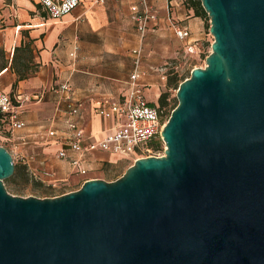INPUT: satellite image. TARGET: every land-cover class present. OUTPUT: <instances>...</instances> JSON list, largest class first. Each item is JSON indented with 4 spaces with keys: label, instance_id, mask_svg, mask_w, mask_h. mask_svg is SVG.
I'll list each match as a JSON object with an SVG mask.
<instances>
[{
    "label": "water",
    "instance_id": "1",
    "mask_svg": "<svg viewBox=\"0 0 264 264\" xmlns=\"http://www.w3.org/2000/svg\"><path fill=\"white\" fill-rule=\"evenodd\" d=\"M212 50L176 92L165 155L16 196L0 145V264H264V0H201Z\"/></svg>",
    "mask_w": 264,
    "mask_h": 264
},
{
    "label": "crops",
    "instance_id": "2",
    "mask_svg": "<svg viewBox=\"0 0 264 264\" xmlns=\"http://www.w3.org/2000/svg\"><path fill=\"white\" fill-rule=\"evenodd\" d=\"M147 1L158 13V19L150 21V29L161 30L168 25L175 34L172 26L174 20L190 31L186 43L192 42L202 47L206 20L203 14H196L193 8L180 5L177 0ZM140 2L141 0H105L104 3H95L94 0H80V4L72 12L58 19L49 17L38 0H10L5 4L7 25L0 29V35L8 64L0 71V83L1 78L10 72L14 78L4 87L1 85L5 92L11 94L9 89L16 88L18 92L25 91L27 94L42 96L31 104L24 105L23 102L17 104L19 116L25 121L26 128L29 124H33L30 133L45 127L66 131L70 119L75 120L87 133L97 138L114 132L118 119L102 116L98 110V102L123 99L134 66L128 79L123 82L125 86L116 91L111 83L115 79L112 63L104 60V64L108 65L104 73L101 71L102 68L95 66V63L99 56L112 51L109 40L112 46L118 47L119 43L114 40L121 41L127 36L130 9L134 18L132 7ZM22 44L31 55L26 61L27 78L18 80V70L12 67V60L15 48ZM138 45L139 43L134 48ZM34 59H38L35 68L31 66ZM141 67L145 71L143 64ZM84 74L90 76L83 80ZM97 75L100 78H95ZM143 81L148 86L147 90L154 84L148 75L144 76ZM64 83L71 85L73 100L81 105V113L77 116H70L65 107L64 102H68L65 97L68 93L55 91L56 87ZM46 120L47 125L44 123ZM51 144L56 146L57 150L61 146V144ZM113 156L122 157L99 150L86 153L82 165L89 170L84 175L73 170L68 161L59 159L68 164L71 173L82 176V181L85 182L89 178H94L88 176L94 165L110 162ZM54 177L59 181L69 180L64 174L54 173Z\"/></svg>",
    "mask_w": 264,
    "mask_h": 264
},
{
    "label": "rangeland",
    "instance_id": "3",
    "mask_svg": "<svg viewBox=\"0 0 264 264\" xmlns=\"http://www.w3.org/2000/svg\"><path fill=\"white\" fill-rule=\"evenodd\" d=\"M9 1L10 0H0V29H3L7 25L5 20V4ZM177 2H179L180 5H185L187 8H190L186 0H177ZM46 14L48 15V13ZM203 17H206V20L203 28L204 39L201 44L203 53L200 57L189 55L186 50V41L178 38L168 25L161 30L155 28L148 31L144 39L142 53L143 69L145 70L146 75H148V78L154 82L146 92L148 100L160 105V95L162 92L168 90V77L178 75L180 79H186L190 77L193 68L206 66V58L212 50L211 46L214 41V36L210 33L209 15L204 14ZM129 19L130 22L128 25L127 36L121 41L114 40V42L119 43L118 47L112 46V43L109 40L108 43H110V49H112V51H108L109 53L107 52L104 56H99L95 63V66L102 68V70H100L103 73L105 71L104 69L108 67V65L104 64V60L112 63L113 77H115V79H113L111 83L116 91L125 86V83L123 82L128 79L129 73L134 66L135 56L132 50L140 41L138 23L132 17L131 9ZM1 47H3L2 35H0V48ZM30 55V51L26 48H23L18 52L14 66L19 72L21 71V73L24 74L28 73L26 72V61L30 58ZM37 61L38 59L32 61L33 63L31 66L33 68L36 67ZM88 76L90 75L86 74L85 76L84 74L82 79L85 80ZM13 78L12 73L8 72L1 78L0 87L1 85L4 87L6 83ZM54 78H57L56 75ZM95 78L100 77L97 75ZM9 90L13 97L14 104H19L16 97L19 93H21L24 98L22 101L24 105L38 101L33 95L27 94L25 91L18 92V89L16 88ZM176 92L177 89L175 88L169 89L170 95L167 99V105L162 107L166 114V120L169 119L171 108L175 99H177ZM26 97H29V99H26ZM64 103L65 107L68 109V102ZM44 123L47 125V120ZM31 126H33V124H29L30 128L28 127L15 133H8L6 138L0 139V145L5 146L12 153L15 163L14 174L4 181L8 192L22 197L37 196L45 198L58 196L79 189L84 183V181H82L83 177L71 173L68 169V164L57 157V147L47 142L43 128L34 133H30L29 130H33ZM22 134H32L29 144H22L20 142L18 136ZM155 145L160 147L161 150L166 149L164 148L163 141L160 139L156 141ZM155 153L156 151L153 149L151 155ZM31 156L34 157L32 158ZM111 158L112 161L110 162L94 165L93 170L88 176L112 181L120 177L126 169L135 162L134 160L125 157L113 156ZM28 159L30 160L29 163ZM45 170L52 171L55 175L64 174L68 176L69 180H57V183L54 186L33 175L34 171L43 173Z\"/></svg>",
    "mask_w": 264,
    "mask_h": 264
},
{
    "label": "built area",
    "instance_id": "4",
    "mask_svg": "<svg viewBox=\"0 0 264 264\" xmlns=\"http://www.w3.org/2000/svg\"><path fill=\"white\" fill-rule=\"evenodd\" d=\"M94 1L95 3H104L105 0ZM38 2L46 10L49 17L55 19L66 16L80 4V0H38ZM132 10L135 14L134 19L138 23L140 41L139 45L132 50L135 60L133 71L129 77L127 93L121 100L98 102V110L102 116L118 119L114 132L105 137L97 138L87 133L73 119L68 121V130L66 131H59L53 127L43 128L48 143L61 144L57 150V157L68 161L73 170L83 175L89 170L82 165L84 155L88 152L107 151L134 161L141 157L165 155V150H158L151 155L153 149L147 145L154 138L162 139L161 133L167 120L164 110L160 109L158 105H153L147 99L148 86L143 81L146 72L141 67L144 39L150 30V21L157 20L158 13L153 10L147 0H141L140 4L132 7ZM172 26L178 38L186 40L189 37L188 28L174 20ZM186 50L189 55L197 57L203 53L202 49L192 42L186 43ZM55 91L68 93L65 99L68 101L70 116H77L81 113V105L73 100L70 84L64 83L56 87ZM16 97L18 102L24 100L21 94ZM33 97L41 99L42 96L35 94ZM19 115V106L14 104L12 95L0 87V139L6 138L8 133H15L26 128L25 121ZM31 135L22 134L18 136V139L22 144H29ZM164 148H166L165 143ZM33 175L54 186L57 183L51 171L45 170L43 173L34 171Z\"/></svg>",
    "mask_w": 264,
    "mask_h": 264
},
{
    "label": "trees",
    "instance_id": "5",
    "mask_svg": "<svg viewBox=\"0 0 264 264\" xmlns=\"http://www.w3.org/2000/svg\"><path fill=\"white\" fill-rule=\"evenodd\" d=\"M186 2H187V4H188V6L190 7V8H193L194 10H195V13L196 14H207L208 15V13L205 11V9L203 8V6H202V2H201V0H186ZM21 49H23V44L21 45V46H17L16 48H15V53H14V57H13V63H12V67H14L15 68V61H16V59H17V55H18V52L19 51H21ZM5 49H4V47H1L0 48V71L2 70V69H4L5 67H7V62H6V58H5ZM18 74H19V77H18V80H23V79H25V78H27V74H24V73H21V71L19 72L18 71ZM183 80H185V78H183V79H180L179 77H178V75H175V76H170V77H168V80H167V91H165V92H162V94L160 95V97H159V103H160V105L159 104H157V103H154V102H151L153 105H158L159 106V108L160 109H162V110H164L162 107H164L165 105H167V99H168V97H169V95H170V93H169V89H171V88H175V89H178V87H179V85H180V83L183 81ZM177 104H178V100L177 99H175V101H174V103H173V106H172V108H171V112H172V110L177 106ZM171 112H170V114H169V117H170V115H171ZM158 139H160L161 141H163L161 138H154V139H152V140H150L149 142H148V147H150V148H152V149H154L155 151H158V150H161V148L160 147H158L157 145H155V143H156V141L158 140ZM164 143V142H163ZM62 193H64V192H62Z\"/></svg>",
    "mask_w": 264,
    "mask_h": 264
}]
</instances>
